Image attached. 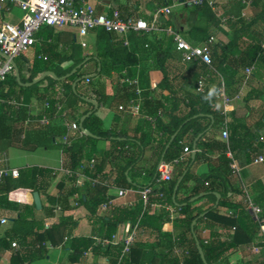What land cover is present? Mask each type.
<instances>
[{"label": "trees", "instance_id": "trees-1", "mask_svg": "<svg viewBox=\"0 0 264 264\" xmlns=\"http://www.w3.org/2000/svg\"><path fill=\"white\" fill-rule=\"evenodd\" d=\"M167 3L172 5L170 0ZM239 6L238 0H212V6L206 1L199 6L184 3L174 18L181 21L185 15H194L197 21L187 23L183 29L181 23L177 26L173 20H167L159 24L156 31L132 32L128 37L99 30L95 34V54H84L71 35L66 39L62 33H55L48 27L38 32V36L44 40L43 53L46 58L44 62L41 61L43 66L40 67L39 60L30 62L28 59V51L34 45L22 52L14 60L20 83H33L47 71L53 72L55 77L47 76L30 87L21 86L14 71L5 77L0 84V99L6 102L15 99L21 106H0V145L4 143L7 147L28 151L58 147L62 153V168L70 170L72 174H61L54 195L49 193V189L57 173L48 168L27 167L18 171L17 179L11 176L0 179V218L12 220L11 226L0 236V258L1 252L12 249V243H15L18 247L10 258V264H31L44 259L49 247H59L67 241L70 264H88V251L104 259V264H228L238 258L241 249L252 247L255 239L261 236V241L254 246L258 248L260 257L251 264H264V235L261 234L264 227V184L258 180L247 191L260 208V214L254 218L245 204H239V208H236L232 195L244 199L245 192L231 187L232 170L226 155L230 152L234 160L249 165L264 153V141L260 140L264 137V133H260L264 128V116L254 128L244 120L230 123L226 143L215 141L209 135L211 125V128H215L224 123L225 116L219 112L213 96L221 79L226 92L230 88L238 91L242 85L245 87L248 84L250 76L260 77V71H264V51L260 45L264 36V0H251V16L248 19L234 17L221 22L222 17L229 16L227 11ZM115 9L125 17L132 16L125 11L126 7L118 6ZM3 15L0 14V27ZM151 20L147 19L146 22L150 23ZM169 27L178 31L192 46H209L211 70L204 93L195 94L190 90L195 88L199 75L206 72V66L186 64L188 77L178 82L168 71L166 64L175 53L172 38L164 33V29ZM218 30L224 33L229 31L230 39L213 43L211 39ZM175 54L179 60L178 54ZM85 60L86 63L77 68ZM91 61L94 67L88 69ZM69 62L71 64L64 68L63 65ZM251 66L254 70L248 78L245 75L237 76L239 71ZM73 69L76 71L70 77L58 79ZM124 70L129 78L137 77L140 88L144 90L141 113L153 114L162 108L169 117L167 123L160 119L154 126L146 121V128L155 134L149 146L150 160H154V163L149 168L144 165V141L114 126L105 129L95 114L94 106L79 92L82 82L88 80L85 90H91L96 105L101 106L107 99L105 80L113 73L120 76ZM152 72L162 75L156 82L155 92H158L155 97L150 91L154 84L150 78ZM76 80L80 81L73 89ZM92 80H96L95 84ZM116 88L118 93L126 96L127 104L136 98L133 86H120L117 83ZM259 95L260 90L251 91V94L248 92L243 101L249 102ZM35 97L43 105L47 103L48 107L32 116L28 114V105ZM82 101L86 106L80 103ZM58 104L67 113H75L71 118L78 126L80 119L89 113L83 128L90 136L83 134L68 144H62L61 138L66 133L62 124L41 126L39 120L42 115L47 114L50 119L55 117ZM78 105L83 109L76 113ZM57 116H61V113L58 112ZM100 141H108L109 147L96 150V143ZM194 143L197 150L193 153L194 157L175 166L171 180L155 189V171L159 162L173 160L180 155L184 146L193 149ZM215 150L220 154L211 158L208 153ZM90 160H95L94 167L85 168L82 173L89 178L99 176L100 182H108L107 186L99 183L91 186L86 182L82 189L77 187L79 168ZM203 162L210 166L208 173L196 175L194 169ZM180 178L182 180L173 200L174 187ZM188 182L193 185L183 196L181 194ZM146 188L154 190L145 208L138 196L133 206L109 205L105 210L100 208L112 199L108 195L109 189ZM35 192L44 196L46 201V206L39 210L33 200ZM216 194L221 197L215 206ZM73 196H78V203L88 210L89 236L73 235L77 226L71 214L74 208L70 199ZM195 197L198 198L190 202ZM205 198H211V202L203 203ZM154 204H170L180 208L179 216L170 220L163 207L153 210L151 205ZM233 208L235 210L228 213ZM56 211H60L61 215L57 217ZM39 212H42L41 215ZM127 223L138 226V238L128 254L121 256L120 244L103 248L96 243V239L110 240L118 226ZM168 223L172 225L171 232L164 231ZM143 236L146 240L141 239ZM147 239L152 242L149 244ZM196 242L202 249L204 260ZM174 246L183 248L187 254L177 256L172 252ZM147 249L152 251L150 259L145 256ZM237 261V264H247L239 259Z\"/></svg>", "mask_w": 264, "mask_h": 264}, {"label": "crops", "instance_id": "crops-1", "mask_svg": "<svg viewBox=\"0 0 264 264\" xmlns=\"http://www.w3.org/2000/svg\"><path fill=\"white\" fill-rule=\"evenodd\" d=\"M168 0H96V9L98 13H102L105 15H108L109 12H112L113 10H116V7H126V10L129 14L136 18L143 19L146 21L147 19H152V17L155 15V12L159 8H163L166 6L171 7V13L169 15H165L162 18H159V23H165L167 20H173L175 25H180L182 24V29L187 26V23H196L197 17L194 15L187 16L185 15V19H182L181 21L177 20L174 18V15L176 12H178L182 5L184 4L183 0H170L172 2V5H167ZM188 1V0H186ZM185 1V2H186ZM190 6V5H189ZM12 12V11H10ZM10 12L4 13L2 16L3 22L6 14H9ZM227 15L233 16V18L237 17H243L248 19L251 16V9L250 7H245V6H239V7H234L227 11ZM180 17H183V14H180ZM19 21V20H18ZM17 21V22H18ZM14 22V23H17ZM10 23V22H9ZM55 33H62V36L64 38H68L70 35L73 38V41L75 43V31L72 32L71 29H66V30H54ZM90 42H87V47L82 48L84 54H95V36L91 35L90 37ZM230 39V32L228 31L227 33H224L222 30H218L214 36L212 37V42H227ZM91 44V45H90ZM43 47H44V40L43 37L38 36V33L36 34V43L34 46L28 51V59L30 62H33L32 60L36 59L39 60L40 62L44 60L46 57L43 53ZM62 48V45L59 46V49ZM85 49H90L89 52H85ZM71 64L66 63L63 65L64 68L68 67V65ZM40 67L43 66L42 62L39 65ZM168 71L170 72L171 76L176 77V81H180L181 78L183 77H188L187 71H186V65H182L180 61L177 59V56L175 53L172 55V59L169 60L166 64ZM88 69H92L94 67V62L91 61L87 65ZM49 72V71H47ZM45 73V72H44ZM53 73V72H52ZM126 71L124 70L122 74L116 75L112 74L111 77L107 78L105 80L106 86H105V93L107 96V99L104 104H101V106H97L96 110V116L100 118V120L103 123V127L105 129H110L111 127H116L117 130L126 132L130 136H136L138 138H141L144 141L145 144V150L143 153L144 157V165L146 168H149L151 164L154 163V160H150V151H149V146L151 145V140L154 138L155 134L153 131L149 130L146 128V121L144 120V116L147 115V112L141 113L140 109V114L139 115H133L128 113L127 108L128 104L126 103V96L122 95L121 93H118V89L116 88L117 83L119 80L124 76ZM43 74V73H42ZM54 74V73H53ZM244 75V71H239L238 75L239 77H242ZM42 76V75H41ZM40 76V77H41ZM39 77V78H40ZM151 81L154 82V84L157 85L156 82H158L161 78L162 75L160 72H152L150 74ZM38 80V79H37ZM92 83L95 84L96 80H92ZM26 84V83H22ZM22 86V85H21ZM82 87H86L84 82L81 84ZM25 87V86H23ZM84 90V91H83ZM261 91V95L258 96L257 99H251L249 102H244L243 98L245 95L249 92L251 94V91ZM193 92V90H190ZM80 93H83L85 96V99L93 101L95 103V96L91 92V90H85L79 89ZM158 91H154V97L157 95ZM227 95L231 98V104L228 109L227 114L225 115L224 118V123L215 128H211L212 125L209 127V135L211 138H213L215 141L218 142H225L222 138V129L224 125L229 126L230 123H233L235 120H244L251 128L256 127L259 125L260 121L262 120L264 116V71H260V77H251L249 78L248 84L236 91L234 88H230L227 92ZM254 95V94H253ZM89 97H92V99H89ZM144 103V100L142 102V105ZM96 104V103H95ZM217 108L219 112L221 111V106L220 104L217 103ZM44 109L43 103L38 99V98H32L30 101V104L28 105V114L32 116H36L40 114ZM82 106L78 105L76 113L82 111ZM162 109V108H160ZM163 110V109H162ZM71 115H75V113H68V116L66 118L67 121H74L71 118ZM164 123H167L169 121V117L164 114V117L162 118ZM63 122V118L61 116H55L51 119V123L49 126H60ZM211 124H213V120L211 121ZM31 132V130H30ZM260 133H264V128ZM58 142V141H57ZM109 147V142L108 141H100L96 143V150H102L106 149ZM211 158L216 157L218 154V151H212L208 153ZM191 157L190 155L187 157V159ZM0 158H2L3 163L5 164L3 168H0V170L4 169H16L20 170L23 168L27 167H44L51 169L57 173V176L53 179L51 183V187L49 189V193L54 195L56 194V185L60 179L61 176V169H62V153L61 149L58 147L54 148H41L36 149L34 151H28V150H23L20 148L16 147H7L4 143L0 145ZM186 159V160H187ZM21 161L23 160V164L19 166H9V161ZM147 160V161H146ZM236 163V166L238 168V173L232 174L230 178L231 182V187H233L236 190H243L246 192L251 199L253 197L247 192L250 186L255 183L256 181H261L264 184V163H254L249 165H244L240 164L238 160H234ZM258 166V172L255 173V171L251 172L249 171L250 167H255ZM210 166L208 163H200L196 168L194 169V172L196 175H205L208 173ZM87 177L83 175V177L79 178V182L81 184H85L87 182ZM83 185L79 186V189L83 188ZM193 183L188 182L186 184V188L183 190L182 194H186L189 192L191 189ZM156 189V188H155ZM118 190L119 189H109L108 195L112 197L113 203L117 205H123V204H132V206L135 204L137 200V194L133 189L130 190H124L127 191L124 195L121 197L118 196ZM232 201L234 203V206L236 208H239V204H244L243 199L239 195H232ZM78 196H73L70 201L71 205L73 206V210L71 212L74 220L77 223V226L74 230L73 235L74 236H89L91 233V227L87 222V216H88V210L84 205H81L77 201ZM217 200V197H216ZM215 200V203H216ZM39 201L41 204V208L43 206H46V201L45 197L42 195H39ZM203 203H210L211 198H205L202 200ZM153 210H156V208L151 207ZM235 210V208L228 210V213H232ZM13 213V212H11ZM10 213V214H11ZM42 212H39V215H41ZM261 213V212H260ZM61 212L56 211V216H60ZM254 216V215H253ZM7 218V217H6ZM255 218V216H254ZM9 222L5 225H2L0 227V236L3 235V233L11 226L12 220L7 218ZM127 224L124 226H118L117 228V236L119 238H122V236L125 234V229H126ZM164 231L171 232L172 231V225L171 223H168L164 226ZM261 234L264 235V227L261 229ZM206 236V233H204ZM142 240H146V237H142ZM261 241V236L257 237L253 243V246H257L256 244ZM147 242L150 244L152 241L151 239H147ZM245 249H241L238 258H235V260L231 261L228 264H237L239 259L243 263L251 264L255 260H257L260 256L258 253H252L248 256H245L244 254ZM14 249L6 250L1 252V258H0V264H10V258L14 253ZM248 251V250H247ZM68 255H69V250L67 247V241L63 243V245H60L59 247L55 248H48V253L46 257L42 260L35 261L34 263L31 264H70L68 262ZM145 256L150 259L152 257V251L147 249ZM87 257V262L88 264H104L105 260L104 259H99L91 251H88L86 253Z\"/></svg>", "mask_w": 264, "mask_h": 264}, {"label": "built area", "instance_id": "built-area-1", "mask_svg": "<svg viewBox=\"0 0 264 264\" xmlns=\"http://www.w3.org/2000/svg\"><path fill=\"white\" fill-rule=\"evenodd\" d=\"M204 1L208 2L212 6V0H188L184 2L190 6H199ZM241 6L250 7L251 0H238ZM96 0H0V14L10 12L13 9H18L22 12V17L17 23L2 22L0 27V84L5 79V77L14 71V60L24 51L28 50L31 46L36 43V34L44 27H48L57 31L71 29L75 31V44L81 48L87 47L86 38L91 35L95 36L96 32L103 30L106 33H114L118 36L128 37L132 32L142 31L149 33L158 30L159 18L169 15L171 13V7L166 6L157 9L155 15L152 17L150 23H147L143 19L135 18L133 16L125 17L118 10H113L110 15H105L98 13L96 9ZM228 18H233V16H224L221 18V22L225 23ZM164 33L170 36L173 40L174 52L178 54L179 61L182 65L186 64H201L206 66V72H202L197 80V84L193 89L195 94H202L205 92L207 86L208 72L211 70V50L209 46H192L186 40L183 39L181 34L172 29L171 27L164 29ZM212 41V39H211ZM261 48L264 51V36L261 40ZM254 67L251 66L244 70V75L248 78ZM124 76L119 80L120 86L128 85L133 86L136 98L129 101L127 111L133 115H139L140 109L143 102L144 90L140 88L138 83V78H129L125 73ZM88 80L84 84H88ZM156 84H153L150 88L151 92L156 90ZM214 99L221 106V115L225 116L231 104V98L227 95L225 90V85L221 79L219 86L214 91ZM186 102V101H185ZM8 104L19 108L21 103L15 99H10L5 101L0 99V106ZM44 107H48L45 103ZM58 112L61 113V118H63L62 125L66 128V133L61 138L62 144H68L72 140L81 137L83 132L79 130V126L74 121H67L68 116L67 111L62 110V105H56L55 115ZM164 117V112L162 109H158L153 114H147L144 116V120L149 124L154 126L156 122ZM51 119L47 114H43L39 120L41 126H49ZM222 138L227 141L228 130L226 125L222 129ZM260 140L264 141V137ZM197 152L196 149H190L184 146L180 155L171 161H160L156 167L155 171V187L156 189L171 180L174 167L182 162H185L190 153ZM227 157L230 160V168L232 174L238 173V168L230 152H227ZM254 163H264V153L258 156ZM95 160H90L88 163L82 164L80 166L79 173L77 174V187L83 185L79 182V178L83 177L82 171L85 168L92 169L94 167ZM62 174L70 176L72 172L68 169H61ZM3 176H11L12 179L18 178V170L16 169H4L0 170V179ZM87 177V176H86ZM87 182L94 186L96 184H101L107 186L108 182H100L99 176L96 178L87 177ZM154 188H146L143 190H134L139 199L142 202L143 208L149 205V198ZM127 193L124 190H118V196L121 197ZM162 197V194H159ZM245 207L249 210L255 217L260 214L261 210L257 207L250 196L245 192V197L243 199ZM109 205H117L113 203L111 199L108 203H104L100 206L101 209L105 210ZM119 206H132V204H123ZM156 209L164 208L169 214L170 220H174L179 216L180 208L173 205H162L154 204L151 205ZM2 210L0 206V211ZM9 222L6 217L0 218V227ZM138 238V226H134L127 223L125 234L122 238L117 236L115 233L110 240H100L96 239V243L101 245L103 248L108 245L122 246L121 256H124L130 252V249L135 244ZM66 241V239H65ZM18 245L12 243V249L17 250ZM251 253H258V248L252 246L247 248ZM172 252L177 256L182 254H187L183 248L174 246ZM182 264V263H181Z\"/></svg>", "mask_w": 264, "mask_h": 264}, {"label": "water", "instance_id": "water-1", "mask_svg": "<svg viewBox=\"0 0 264 264\" xmlns=\"http://www.w3.org/2000/svg\"><path fill=\"white\" fill-rule=\"evenodd\" d=\"M85 63H86V60H85L82 64L78 65L77 68H80V67H81L82 65H84ZM16 70H17V69H16V67H15V65H14V72H15V74H16V79H17V82L20 83L19 74H18V71H16ZM75 71H76V70L73 69V70L71 71V73H69V74H67V75H65V76H63V77H60V78H58V79H59V80L67 79V78L70 77L72 74H74ZM47 76L55 77V75H54L52 72H45V73L42 74V76H41L38 80L34 81L33 83H26V84H22V83H20V85L25 86V87H30L31 85H33V84H35V83H37V82L43 80V79H44L45 77H47ZM79 81H80V80H76V82L73 84V89L75 88L76 83H78ZM85 100L88 101V102H90V103L94 106V109L97 108L96 104H95L93 101H90V100H87V99H85ZM88 116H89V113L86 114L85 116H83V117L80 119V121H79V129H80V130L83 132V134L86 135V136H90V133H89L87 130H85V129L83 128V122H84V120H85ZM175 135H176V134H175ZM175 135L173 136V138L175 137ZM173 138H172V139H173ZM194 148H195V143L193 144V149H194ZM191 157H192V158L194 157V154H193V153H191ZM181 180H182V178H180V179L177 181V183H176V185H175V187H174L173 200H174V198H175V193H176V191H177V189H178V186H179ZM216 197H217V200H216L215 206L218 204L219 199H220L221 196H219V195L216 194ZM33 198H34V199H33V200H34V204H35L37 210H39V209L41 208V204H40V201H39V194L36 193V192L33 193ZM197 198H198V197H195V198L190 199V202H194ZM196 246H197V249H198V252H199L201 258L203 259L202 249H201V247H200V245H199L198 242H196ZM203 260H204V259H203Z\"/></svg>", "mask_w": 264, "mask_h": 264}, {"label": "rangeland", "instance_id": "rangeland-1", "mask_svg": "<svg viewBox=\"0 0 264 264\" xmlns=\"http://www.w3.org/2000/svg\"><path fill=\"white\" fill-rule=\"evenodd\" d=\"M22 17V12L20 11V10H18V9H13L12 10V12H10L9 14H6V16H5V18H4V21H6V22H10V23H14V22H17L18 20H20V18ZM72 32H74V30H71ZM75 33V32H74ZM86 42H90V38L88 37V38H86ZM91 43V42H90ZM91 45V44H90ZM89 50L90 49H85L84 51L85 52H89ZM70 65V64H69ZM68 65V66H69ZM85 87H80V89H81V91H82V89H84ZM84 91V90H83ZM87 99V98H86ZM82 105H85L86 106V104H83V101L82 102H80ZM42 149H43V147H41ZM41 148H38V149H40L41 150ZM23 160H21V161H13V160H10L9 161V166H19V165H22L23 164V162H22ZM4 163H3V160H2V158H0V167L1 168H3L4 167ZM258 166H255V167H250L249 168V171H255V173H257L258 172ZM257 171V172H256ZM245 256H248V255H250V254H252L250 251H247V249H245Z\"/></svg>", "mask_w": 264, "mask_h": 264}]
</instances>
